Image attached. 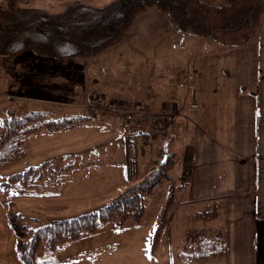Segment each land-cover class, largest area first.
Segmentation results:
<instances>
[{
    "label": "rangeland",
    "instance_id": "374dc122",
    "mask_svg": "<svg viewBox=\"0 0 264 264\" xmlns=\"http://www.w3.org/2000/svg\"><path fill=\"white\" fill-rule=\"evenodd\" d=\"M110 1L29 0V4L58 13L79 2L102 6ZM209 45H214L209 38L180 34L163 13L152 7L136 17L116 45L94 57L50 58L38 56L31 49L15 57L0 56V133L2 120L20 107L36 109L40 102L69 105L70 111L91 117L89 124L74 130L54 133L43 129L30 138L23 160L0 170V264H19L6 220V194L1 189L9 176L46 161L54 169L71 160L99 162L98 168H74L56 196L27 195L14 202L12 210L27 224L37 226L102 208L127 187L141 182L151 167L158 169L162 154L171 156L166 159V167L162 165L159 183L143 195L144 212L139 222L128 220L121 229L113 221L107 222L57 253L39 254L36 263L50 258L51 264H225V235L219 226L223 215L208 221L192 217L202 203L186 201L181 159L185 149L189 152V138L184 126L172 131L177 113L174 107L184 106L189 100L192 52ZM126 72L128 77L124 76ZM24 96L40 101L26 102ZM91 102L106 109L111 105L125 109L141 105L147 115L166 111L172 120L162 134L153 132L151 119L132 123L130 127L137 130L128 132L117 115L87 110L85 103L88 106ZM127 135L128 142H134L131 150H138L140 170L139 177L129 185L123 166L104 163L123 157ZM64 155H69L65 161ZM205 239H222L221 259L190 261L188 256Z\"/></svg>",
    "mask_w": 264,
    "mask_h": 264
},
{
    "label": "trees",
    "instance_id": "16d2710c",
    "mask_svg": "<svg viewBox=\"0 0 264 264\" xmlns=\"http://www.w3.org/2000/svg\"><path fill=\"white\" fill-rule=\"evenodd\" d=\"M263 5L264 0H113L102 6L79 2L61 12L50 13L27 7L26 0H0V56L15 57L31 49L38 56L50 58L94 57L116 45L136 17L152 7L185 36L209 38L218 44H247L256 37ZM36 106V109L20 107L10 118L2 120L0 170L23 160L28 154L30 138L43 129L54 133L69 131L91 121L89 115L72 112L63 105L38 103ZM128 141L127 135L122 158L104 163L123 166L129 185L139 177L140 170L138 150H131L134 142ZM68 158L69 155L62 156L64 161ZM98 166V161L71 160L54 169L46 161L9 176L1 184L6 194V220L14 237L15 258L19 264H51L50 258L36 263V257L57 253L107 222L113 221L120 229L128 220L139 222L144 212L143 195L150 193L162 176L164 166L160 164L158 169L151 167L137 185L127 187L96 211L33 226L12 210L14 202L27 195L56 196L59 187L71 178L74 168ZM223 208L221 201L205 202L192 212V217L200 221L216 219ZM162 213L161 210L160 219ZM160 228L159 222L156 238ZM223 252L222 239H205L188 259L196 262L206 257L219 261Z\"/></svg>",
    "mask_w": 264,
    "mask_h": 264
},
{
    "label": "crops",
    "instance_id": "0c3cea01",
    "mask_svg": "<svg viewBox=\"0 0 264 264\" xmlns=\"http://www.w3.org/2000/svg\"><path fill=\"white\" fill-rule=\"evenodd\" d=\"M212 42L192 52L189 100L173 106L172 131L184 126L189 138L181 159L186 201L222 202L225 264H264V5L252 42Z\"/></svg>",
    "mask_w": 264,
    "mask_h": 264
},
{
    "label": "built area",
    "instance_id": "2783aa9c",
    "mask_svg": "<svg viewBox=\"0 0 264 264\" xmlns=\"http://www.w3.org/2000/svg\"><path fill=\"white\" fill-rule=\"evenodd\" d=\"M88 107L89 109H91V111H94V112H103L104 110H106L108 112L115 114V116L117 115V117L121 118V120L126 124L129 132L132 130L134 131L135 129L134 127H130L132 126V123H136V121L146 122L151 119V122L153 123V127H154L153 132L156 134L158 133L162 134L164 133V131H166L165 129L169 125V122H171L172 120L171 114L166 111L163 112V114L161 113L157 116L147 115V113L143 112L141 105H135L129 109H125L121 106L116 107V106L111 105L106 109L99 105L97 106V104H94L91 102L90 104H88ZM192 107L196 108L195 105H193ZM136 130L137 129H135V131Z\"/></svg>",
    "mask_w": 264,
    "mask_h": 264
},
{
    "label": "water",
    "instance_id": "95a60500",
    "mask_svg": "<svg viewBox=\"0 0 264 264\" xmlns=\"http://www.w3.org/2000/svg\"><path fill=\"white\" fill-rule=\"evenodd\" d=\"M166 159H167V154H164L160 161V165H164L166 163Z\"/></svg>",
    "mask_w": 264,
    "mask_h": 264
}]
</instances>
